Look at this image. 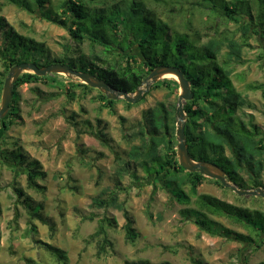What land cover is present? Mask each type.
Segmentation results:
<instances>
[{
  "label": "rangeland",
  "instance_id": "obj_1",
  "mask_svg": "<svg viewBox=\"0 0 264 264\" xmlns=\"http://www.w3.org/2000/svg\"><path fill=\"white\" fill-rule=\"evenodd\" d=\"M27 1L34 12L9 0H0V18L7 29L43 44L54 58L64 54L68 58L79 55L105 57L103 48H93L89 41L79 48L70 36L69 25L55 24L42 17L43 12L51 10L54 16L59 14L62 18L64 0H46L39 9L35 2ZM82 1L93 10H106L119 0ZM197 1L145 0L144 4L158 20L175 31L190 33V39L197 40L199 45L222 36L242 41L238 25L197 6ZM250 1L257 13L259 0ZM4 41V31H0V46ZM249 44L243 50V61L234 65L232 81L236 90L253 106L239 111L238 115L257 124L264 134V94L261 90L247 88L251 84L264 85V33L252 34ZM131 49L141 56L137 45ZM200 54L199 51L195 53L197 57ZM201 56L207 57L205 53ZM7 75L0 57V79H6ZM58 75L50 76L49 83L40 81L14 90L11 105L17 109L18 116L8 131L0 129V148L9 152L21 151L28 162L38 161L45 174L37 180L41 189H30L26 174L15 179V174L0 163V264H59L36 241L64 250L68 264L264 263V235L259 238L262 243L257 239V243L243 244L222 233L216 235L203 230L196 223L198 216H184V211L189 208L197 210L195 200L199 195H210L235 208L264 214L263 198L240 197L211 178L203 180L195 193L189 186L184 187L190 203L180 202L154 175L146 176L140 171L138 181L126 178L119 198L134 220L138 235L134 241L128 240L123 212L113 208L96 209L91 203L94 198L106 197L103 192L115 186V154L125 157L129 150L122 139L123 131L142 121L143 112L166 100L168 93L163 88L150 89L131 106L124 99L114 100L113 113L102 106L100 94L103 93L99 90L77 87L83 84L77 78ZM178 95L172 96L177 103ZM1 96L2 91L0 106ZM100 131L106 135L107 142L98 138ZM244 178L248 179L246 175ZM262 179L264 183V174ZM14 187L23 190L30 201L18 199ZM38 206L39 214L51 223L52 230L33 215ZM104 219H108L105 224L112 246L106 248V253L99 254L98 240L92 239L91 235ZM208 219L218 224L219 230L250 232L225 216L208 214ZM32 227H36L35 232Z\"/></svg>",
  "mask_w": 264,
  "mask_h": 264
},
{
  "label": "trees",
  "instance_id": "obj_2",
  "mask_svg": "<svg viewBox=\"0 0 264 264\" xmlns=\"http://www.w3.org/2000/svg\"><path fill=\"white\" fill-rule=\"evenodd\" d=\"M9 1L30 13L34 12L32 4L27 0ZM32 1L35 2L36 9L47 3L46 0ZM144 2L145 0H119L109 9L93 10L82 0H64L61 4L62 18L59 14L54 16L51 10L42 13V17L52 23L69 25L70 36L79 48L85 41H89L93 48L102 47L105 57L79 55L68 58L64 54L54 58L43 44L7 29L0 18V31H4L5 35L4 44L0 46V57L3 58L6 72L12 66L24 62H33L40 67L62 63L92 74L116 90L134 94L154 69L160 66L177 67L190 82L194 93V98L184 103L187 115L185 133L191 157L195 161L217 165L239 189L264 187V134L257 124L247 122L238 115L239 111L253 106L236 90L232 81L234 65L243 61V50L250 46L252 34L264 33V0H259L257 13L250 0H198L197 6L228 19L229 23L238 25V30L242 32V41L222 36L219 39L210 38L201 45L197 40L190 39V33L175 31L169 24L158 20L154 13L146 9ZM134 45L139 48L141 56L133 53L131 47ZM198 51L201 53L199 58L195 55ZM203 53L207 55L206 58L201 56ZM193 66H199V69ZM50 76L60 75L38 77L24 73L14 90L25 84L40 81L49 83ZM4 81L5 77L0 79V92ZM77 87L91 89L85 84ZM162 88L168 93L166 100L145 110L142 121L123 131L122 139L129 150L125 157L115 154L114 188L103 192L106 197L94 198L91 203L96 209L113 208L123 212L124 227L130 241H134L138 235L134 220L119 198L126 178L138 181L140 171L146 176L154 175L182 203H190L191 200L185 186H189L190 191L195 193L203 180L207 179L199 172L186 171L179 164L176 150L178 103L172 96L179 94L180 87L174 78H165L151 86V90ZM247 88L250 91L261 90L264 94L263 84H251ZM100 95L102 106L115 113L116 101ZM126 104L131 106V103ZM16 110L10 105L8 115L0 121V129L8 131L11 128L18 116ZM98 138L107 142L102 131ZM0 163H4L15 174V179L26 174L30 189H41L37 180L44 178L45 174L38 161L28 162L21 151L9 152L0 148ZM213 181L223 187L218 180ZM14 190L18 199L25 198L23 190L17 187ZM29 201L25 198L24 202ZM195 204L197 210L189 208L184 211V216H198L196 223L203 230L216 235L222 233L223 236L243 244L257 243V239L264 235V214L259 211L235 208L210 195H199ZM39 209L40 206L36 207L33 215L48 224L52 230L51 223L39 214ZM208 214L231 218L250 232L240 234L227 228L219 230L221 227L210 221ZM107 220H102L96 233L91 235L92 239L98 240L99 254L106 253V248L112 246L105 224ZM31 230L35 232L36 227ZM259 241L262 243L263 240ZM36 243L59 264H68L64 250L42 241Z\"/></svg>",
  "mask_w": 264,
  "mask_h": 264
},
{
  "label": "water",
  "instance_id": "obj_3",
  "mask_svg": "<svg viewBox=\"0 0 264 264\" xmlns=\"http://www.w3.org/2000/svg\"><path fill=\"white\" fill-rule=\"evenodd\" d=\"M24 73H31L38 77L64 74L70 78H77L81 83L87 85L90 88L99 90L109 100L124 99L127 103L131 104L139 102L143 95L151 89L152 85L158 83L160 80L169 75L175 76V79L180 87L178 106L176 109V137L178 142L176 150L179 164L190 173L199 172L201 175L207 178L218 180L223 185V187L231 189L240 197L253 196L264 199V188L258 187L252 190L239 189L236 185L228 180L225 171L220 167L209 162L195 161L191 157L188 150L185 133L187 120L184 110V103L191 101L194 98V93L192 91L190 82L186 79L179 68L172 66H160L154 69L144 80L143 84L137 89V91L134 94H129L112 88L107 82L92 74L81 72L66 64L55 63L40 67L33 62L20 63L12 66L9 69L8 75L4 81L1 96L0 121L8 115L14 95V85ZM143 86H145V89H142Z\"/></svg>",
  "mask_w": 264,
  "mask_h": 264
},
{
  "label": "bare ground",
  "instance_id": "obj_4",
  "mask_svg": "<svg viewBox=\"0 0 264 264\" xmlns=\"http://www.w3.org/2000/svg\"><path fill=\"white\" fill-rule=\"evenodd\" d=\"M170 76L173 77V78H175V76H173V75H169V76H167V77H170Z\"/></svg>",
  "mask_w": 264,
  "mask_h": 264
}]
</instances>
